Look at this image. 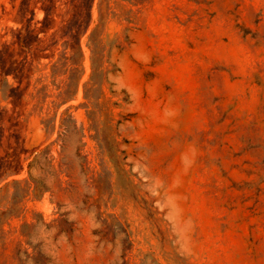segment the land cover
Wrapping results in <instances>:
<instances>
[{
    "label": "rangeland",
    "instance_id": "374dc122",
    "mask_svg": "<svg viewBox=\"0 0 264 264\" xmlns=\"http://www.w3.org/2000/svg\"><path fill=\"white\" fill-rule=\"evenodd\" d=\"M0 264H264V0H0Z\"/></svg>",
    "mask_w": 264,
    "mask_h": 264
},
{
    "label": "trees",
    "instance_id": "16d2710c",
    "mask_svg": "<svg viewBox=\"0 0 264 264\" xmlns=\"http://www.w3.org/2000/svg\"><path fill=\"white\" fill-rule=\"evenodd\" d=\"M85 55L82 47L70 50L65 45L60 51L58 58L49 66V72L45 78L37 79L35 94L32 100L35 107L43 111L46 106L47 115L52 116L44 121L47 132L54 131L53 125L58 117V110L72 101L79 91V86L84 75ZM44 80H49L43 84ZM38 86H41L38 88ZM66 114V113H63ZM66 119L63 120V123Z\"/></svg>",
    "mask_w": 264,
    "mask_h": 264
},
{
    "label": "crops",
    "instance_id": "0c3cea01",
    "mask_svg": "<svg viewBox=\"0 0 264 264\" xmlns=\"http://www.w3.org/2000/svg\"><path fill=\"white\" fill-rule=\"evenodd\" d=\"M257 121H261V119L259 118V116L257 115V118H256Z\"/></svg>",
    "mask_w": 264,
    "mask_h": 264
}]
</instances>
